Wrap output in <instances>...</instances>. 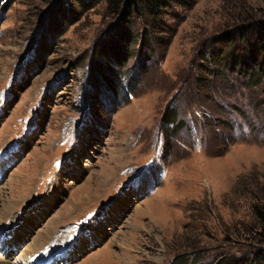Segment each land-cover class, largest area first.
I'll use <instances>...</instances> for the list:
<instances>
[{
  "label": "rangeland",
  "instance_id": "obj_1",
  "mask_svg": "<svg viewBox=\"0 0 264 264\" xmlns=\"http://www.w3.org/2000/svg\"><path fill=\"white\" fill-rule=\"evenodd\" d=\"M95 2L82 13L63 3L57 17L60 1L0 0V262L25 264L47 230L58 241L38 264L247 260L250 241L233 233L253 227L264 185V85L240 72L253 70L242 52L203 66L211 47L236 44V16L263 15L264 0L173 2L151 58L146 48L139 56V37L144 27L154 36L156 22L131 18L136 37L120 43L104 0ZM60 24L64 33L49 36ZM90 57L91 70L118 72L122 88L101 76L87 99ZM169 110L177 117L167 123ZM68 126L70 151L59 146ZM68 242L74 252L60 253Z\"/></svg>",
  "mask_w": 264,
  "mask_h": 264
},
{
  "label": "trees",
  "instance_id": "obj_2",
  "mask_svg": "<svg viewBox=\"0 0 264 264\" xmlns=\"http://www.w3.org/2000/svg\"><path fill=\"white\" fill-rule=\"evenodd\" d=\"M62 2V5H60V9L58 10V16L61 17V15L66 11L67 6L71 7V1H64V0H56V2ZM64 1V2H63ZM78 2V5L80 7V12H85L89 9H91L93 6H95L96 2L95 0H91L90 4H85L82 2V0H75ZM10 3V0H5V3ZM105 2V9H106V17H110L112 22H113V29L116 31L118 29V40L121 42H129L130 39L133 40L136 36H134L132 30L130 29V26H133L132 21L130 20L131 18H140L144 19V23H150V22H156L154 26H151V32L150 33H155V35L149 38L148 33L146 31V27L143 28L142 32L140 33V43H139V56L142 55L143 50H148V57L151 58L153 52V49L151 48V43L154 42H160L161 44L163 43L164 36H162L163 31L159 28V23L163 19V13L164 11L172 4L173 2H177L181 5L183 3L181 0H104ZM4 3V4H5ZM63 3L66 4V8H64ZM68 7V8H69ZM235 23L232 24L233 27H236V25L241 26L243 25L242 29L246 31V34L248 35L243 39L242 42H238L237 40L239 39L240 33L242 32V29H239L240 31L236 35V44L231 47V44H229L228 48H224L223 50L218 49L217 51L212 50L211 47L210 50L211 56L209 55V64H204V70L209 71V66L212 67L217 61V63H220V60L224 56L228 57H234L235 55L233 54L235 51H238V53L242 52V57H244V60L246 62H249V64L253 67V70L247 71L243 70L240 68V72H244L248 76V81L250 83H255V84H263L264 85V14L261 16H256V15H250L245 18H242L241 15L236 16L234 19ZM116 21V22H115ZM241 24V25H239ZM237 26V27H238ZM56 27V26H55ZM54 27V28H55ZM60 30L57 32V35H52L49 34L52 38H58L61 36L64 31L66 30L65 26L59 25ZM58 29V28H57ZM55 29L54 31L56 32ZM156 34H159L160 36H157ZM42 35V34H41ZM55 36V37H54ZM133 37V38H132ZM235 37V38H236ZM44 38V37H43ZM165 42V41H164ZM210 47V46H209ZM215 48V47H214ZM94 52L93 58L97 57V54L99 55L100 50L99 47L96 48ZM237 49V50H236ZM206 50H210L206 48ZM205 50V51H206ZM97 51V52H96ZM205 54V52H204ZM128 56V52L125 53V56L120 54H117L115 57V63L117 62L120 66H122L125 57ZM138 56V55H137ZM138 56V58H139ZM145 56V55H144ZM240 56V55H239ZM120 57V59H119ZM146 57V56H145ZM137 58V59H138ZM90 63L88 64V71L86 72L87 76H90V73L92 72V78L91 80L95 81L94 83L92 82H87V86L89 85L85 97L92 100V95L90 93L89 89H93L96 87L95 84L100 82L101 79L99 77L103 76L108 79H112L114 77L115 79V85L117 88H122L121 85H119L120 80H119V74L118 72L113 70L107 71L111 66H100L96 70H91L92 67V62H91V57L89 59ZM212 61L214 64H212ZM92 63V64H91ZM107 68V70H106ZM111 69V68H110ZM212 73L214 70H211ZM220 71V70H219ZM109 72H114L113 75L109 74ZM116 73V74H115ZM217 74H220V72H216ZM99 75V76H98ZM117 82V83H116ZM128 83V82H127ZM131 85H135V82H130ZM100 86L102 84H99ZM130 85V84H129ZM98 86V85H97ZM106 87V90L108 89L106 85H103ZM110 90V89H109ZM128 90V86H127ZM132 90V88H131ZM89 91V92H88ZM104 92V91H103ZM101 92V94H103ZM128 92V91H126ZM125 92V93H126ZM125 93L123 92L122 95L125 96ZM166 117H164V122H174L176 119V115L172 111H167L166 112ZM259 193L261 194V197H258L255 199V202L253 204V212H254V217H255V222L253 223V227L249 229H243V230H237L236 234L233 233L236 237H245L250 241V249L251 253L249 258L245 260V258H235L234 256H223L220 257L219 259L216 260L215 264H264V185L260 187ZM192 256L187 255H178L174 258L172 261V264H198L196 260L190 261ZM214 264V263H213Z\"/></svg>",
  "mask_w": 264,
  "mask_h": 264
},
{
  "label": "bare ground",
  "instance_id": "obj_3",
  "mask_svg": "<svg viewBox=\"0 0 264 264\" xmlns=\"http://www.w3.org/2000/svg\"><path fill=\"white\" fill-rule=\"evenodd\" d=\"M117 212L116 208L115 210L113 211V214ZM116 214V213H115ZM2 216V215H1ZM6 217H8L7 214H5ZM4 217V218H6ZM3 217H0V224H2V219H4ZM96 226V227H95ZM92 228H99V224L98 222H96V219L94 221V223L92 224ZM50 230V229H49ZM0 232H1V226H0ZM12 232L14 233H10L8 232V236L11 237L10 238V242L14 245H16L18 242L16 241V239H13L15 236H20L23 234V231L21 228H18L16 230H12ZM53 231H48L47 232L45 231L44 233H39V234H36L35 238H34V241H33V244L31 245L32 248L34 246V248L32 249L31 247V251L29 252V254H27V256H25L26 258V262L25 264H38V260L41 259V257L44 259V256H46L48 253H50L53 249V246H52V243H56L58 240H55V236L54 234H52ZM13 234L15 236H13ZM64 234V233H63ZM56 235V234H55ZM60 237V236H59ZM33 239V238H32ZM63 241H66V239H62ZM76 243V241H74ZM47 245V250L44 249V247ZM54 245V244H53ZM72 242H68V243H64L62 244V248L59 249V252H64L65 250H69L71 249V252L73 253L74 250L76 249L74 247V245H72ZM2 246V245H1ZM74 247V248H73ZM9 248V247H8ZM52 248V249H50ZM50 250V251H49ZM58 251V249H57ZM43 252V253H42ZM41 253V254H40ZM52 261V260H51ZM49 261V263L51 262ZM0 264H2L0 262ZM12 264H15V263H12ZM47 264V263H46Z\"/></svg>",
  "mask_w": 264,
  "mask_h": 264
}]
</instances>
